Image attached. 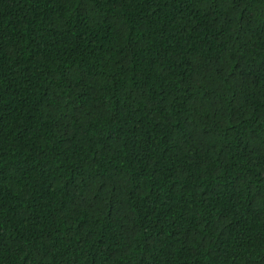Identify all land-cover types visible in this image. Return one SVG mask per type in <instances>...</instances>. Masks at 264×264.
Wrapping results in <instances>:
<instances>
[{"label": "trees", "instance_id": "trees-1", "mask_svg": "<svg viewBox=\"0 0 264 264\" xmlns=\"http://www.w3.org/2000/svg\"><path fill=\"white\" fill-rule=\"evenodd\" d=\"M0 264H264V0H0Z\"/></svg>", "mask_w": 264, "mask_h": 264}]
</instances>
